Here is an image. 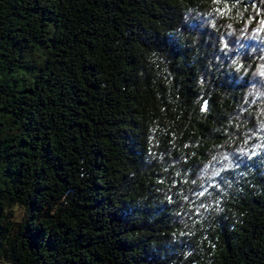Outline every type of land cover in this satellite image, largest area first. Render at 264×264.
<instances>
[{"label": "trees", "instance_id": "16d2710c", "mask_svg": "<svg viewBox=\"0 0 264 264\" xmlns=\"http://www.w3.org/2000/svg\"><path fill=\"white\" fill-rule=\"evenodd\" d=\"M0 264H264V0H0Z\"/></svg>", "mask_w": 264, "mask_h": 264}, {"label": "rangeland", "instance_id": "374dc122", "mask_svg": "<svg viewBox=\"0 0 264 264\" xmlns=\"http://www.w3.org/2000/svg\"><path fill=\"white\" fill-rule=\"evenodd\" d=\"M8 76H9L8 73L3 74L2 72H0V78H3V80H4V79H7Z\"/></svg>", "mask_w": 264, "mask_h": 264}]
</instances>
